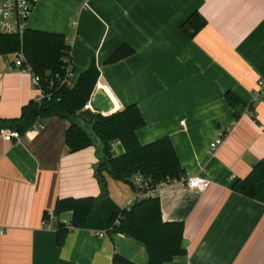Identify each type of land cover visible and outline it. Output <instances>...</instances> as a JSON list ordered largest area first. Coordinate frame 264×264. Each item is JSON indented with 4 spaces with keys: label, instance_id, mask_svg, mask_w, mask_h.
<instances>
[{
    "label": "crops",
    "instance_id": "0c3cea01",
    "mask_svg": "<svg viewBox=\"0 0 264 264\" xmlns=\"http://www.w3.org/2000/svg\"><path fill=\"white\" fill-rule=\"evenodd\" d=\"M33 2L27 29L62 34L70 46L69 88L94 63V91L109 94L115 111L138 107L145 123L139 142L168 137L186 175L207 180L203 192L180 182L157 189L163 221L182 222L187 241L186 254L164 264H264V204L231 190L264 157V104L253 98L264 81V0ZM195 11L205 24L189 37L181 26ZM122 43L133 54L104 64ZM14 58L0 55L1 119L19 117L40 97ZM228 91L240 100L235 108L224 99ZM35 124L18 140L0 136V264H112L114 252L146 264L144 245L126 235L74 229L57 245L42 215L57 198L100 195L96 149L71 153L65 119ZM219 137L221 145L208 154ZM110 147L123 153L119 142ZM103 177L108 198L127 207L134 198L129 185Z\"/></svg>",
    "mask_w": 264,
    "mask_h": 264
},
{
    "label": "trees",
    "instance_id": "16d2710c",
    "mask_svg": "<svg viewBox=\"0 0 264 264\" xmlns=\"http://www.w3.org/2000/svg\"><path fill=\"white\" fill-rule=\"evenodd\" d=\"M205 24L197 11L183 23L182 30L193 37ZM126 43L120 44L105 60L113 64L133 54ZM24 56L23 65H29L34 75L39 77V88L43 92L40 100H31L21 108L19 117L1 119L0 130H17L20 135L30 129L39 119L59 117L68 121L65 144L71 153L94 147L97 163L95 178L100 187L97 197L57 198L51 213L44 212L43 222H52L56 232V243L62 245L71 230L86 229L105 234H121L142 243L146 250V264H164L176 256L186 254L182 247L184 225L182 222L163 221L160 200L154 195L142 196L128 207H118L106 194L103 172L113 179L130 186V178L139 173L150 180L155 188L161 182L179 180L186 173L180 166L178 157L168 137H161L141 144L137 131L144 127V119L134 104L128 105L110 115L95 113L85 119L79 115L85 103L94 92L99 69L93 63L81 73L70 89L58 83L67 68L73 71L70 46L59 33L27 29L20 39L16 36L0 34V55L18 54ZM58 80V81H57ZM228 106L235 108L239 98L230 91L224 94ZM119 142L123 153L113 155L111 143ZM231 190L244 197L264 204V157L244 178H237ZM71 214L70 221L64 223L62 216ZM112 264H136L114 252Z\"/></svg>",
    "mask_w": 264,
    "mask_h": 264
},
{
    "label": "built area",
    "instance_id": "2783aa9c",
    "mask_svg": "<svg viewBox=\"0 0 264 264\" xmlns=\"http://www.w3.org/2000/svg\"><path fill=\"white\" fill-rule=\"evenodd\" d=\"M33 3V0H0V34L16 36L21 39L23 37L24 32L27 30V21L31 15ZM24 61V56L21 53L15 54L13 65L16 68L21 69L22 71L31 75L32 84L40 92V97L38 98V100H40L43 98V92L39 88V77L32 73L29 65H23ZM71 75V67L69 66L66 70L65 76L59 78V81L57 80L58 83L62 86L70 87L72 85ZM107 95L109 96V94ZM92 96L93 94L91 95L90 99L85 103L81 111L90 110L93 112L91 107ZM253 98L255 103L261 102L264 104V81L257 82L256 89L253 93ZM101 115L107 116L106 114ZM181 124L183 125V122H181ZM33 127L40 126L34 124ZM0 136L3 140L10 142L13 140H18L21 135L17 130L2 129L0 130ZM221 143L222 138L220 137L209 143L208 154L211 155L212 153H214V151L221 145ZM129 182L130 186L132 187L134 198L128 206H130L133 201L139 199L142 196L156 194L158 188L173 182H180L184 184L187 189L194 190L197 192L205 191L208 185L206 179L200 176L189 177L186 174L177 181H173L170 183L161 182L156 185L155 188L151 187L149 179L144 178L139 173L134 174L130 178ZM63 222L66 223L65 221ZM97 235L102 237L104 235V232L99 231Z\"/></svg>",
    "mask_w": 264,
    "mask_h": 264
},
{
    "label": "water",
    "instance_id": "95a60500",
    "mask_svg": "<svg viewBox=\"0 0 264 264\" xmlns=\"http://www.w3.org/2000/svg\"><path fill=\"white\" fill-rule=\"evenodd\" d=\"M91 107H92L93 112L90 110H84V111H80L79 115L85 119H89L95 113L110 115L116 112L115 110H113L112 100L110 99V97L107 95V93L104 90L94 91L93 96H92V101H91ZM112 154L115 155L113 151H112ZM186 245H187V241L183 240L182 247L185 248Z\"/></svg>",
    "mask_w": 264,
    "mask_h": 264
},
{
    "label": "bare ground",
    "instance_id": "6f19581e",
    "mask_svg": "<svg viewBox=\"0 0 264 264\" xmlns=\"http://www.w3.org/2000/svg\"><path fill=\"white\" fill-rule=\"evenodd\" d=\"M113 109H114V107H113Z\"/></svg>",
    "mask_w": 264,
    "mask_h": 264
}]
</instances>
